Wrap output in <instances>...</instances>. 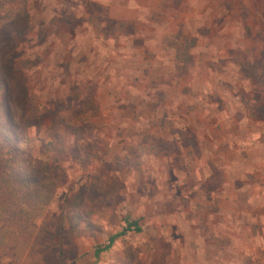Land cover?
<instances>
[{
    "label": "rangeland",
    "instance_id": "obj_1",
    "mask_svg": "<svg viewBox=\"0 0 264 264\" xmlns=\"http://www.w3.org/2000/svg\"><path fill=\"white\" fill-rule=\"evenodd\" d=\"M11 17L0 70L41 117L18 146L63 174L8 221L0 194V264H264V0H0ZM126 216L141 231L96 254Z\"/></svg>",
    "mask_w": 264,
    "mask_h": 264
},
{
    "label": "trees",
    "instance_id": "obj_2",
    "mask_svg": "<svg viewBox=\"0 0 264 264\" xmlns=\"http://www.w3.org/2000/svg\"><path fill=\"white\" fill-rule=\"evenodd\" d=\"M18 16L20 18L22 15ZM18 18L0 21V36L19 32ZM12 90L7 76L0 70V194L6 196L5 206L1 207L4 221L20 215L25 209H41L61 184L63 174L59 165L34 159L28 151L18 146V142L28 141V126L39 125L41 117L36 116L30 97L25 98L24 112L17 117L12 106ZM53 141L51 139L48 146H55ZM129 231L139 232L141 227L137 220L126 216L122 230L110 235L104 246L95 253L109 250L118 237Z\"/></svg>",
    "mask_w": 264,
    "mask_h": 264
}]
</instances>
